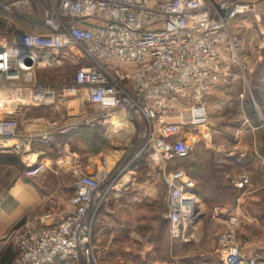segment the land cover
<instances>
[{"label": "built area", "instance_id": "1", "mask_svg": "<svg viewBox=\"0 0 264 264\" xmlns=\"http://www.w3.org/2000/svg\"><path fill=\"white\" fill-rule=\"evenodd\" d=\"M32 1L8 0L7 14L31 13ZM45 6L43 31L25 33L0 27V155L13 154L26 165L25 176H41L47 166L44 148L82 126L102 127L123 116L137 128L140 147L133 161L96 176L79 174L74 193L55 224L53 213L27 221L14 233L17 257L12 264H99L94 231L107 197L134 164L151 150L162 160L187 159L188 134L207 122L205 100L219 84L240 80L244 69L225 62L236 49L229 29L252 10L250 0H40ZM72 62L68 85L54 88L36 82L39 72ZM14 91L16 106H9ZM59 116L40 132L23 128L17 113L42 108ZM180 107L189 118L169 121ZM185 172L166 179L169 224L174 241H189L204 215L194 182ZM247 176L232 180L244 190ZM218 235L221 264H262L239 246L240 219L228 218Z\"/></svg>", "mask_w": 264, "mask_h": 264}, {"label": "crops", "instance_id": "2", "mask_svg": "<svg viewBox=\"0 0 264 264\" xmlns=\"http://www.w3.org/2000/svg\"><path fill=\"white\" fill-rule=\"evenodd\" d=\"M250 1L252 10L239 16L229 29L237 65L231 63V54H224L232 69L243 68L244 73L240 80L210 91L204 102L207 122L191 131L197 137L190 143L198 150L194 157L199 160L210 154L218 171L225 174L195 176L189 167L181 170L194 182V194L204 209L217 212L213 220L222 227L220 231L226 228L229 216L240 219L241 250L264 264V0ZM61 109L57 106L52 114L42 109L45 113L35 116L33 113H40L38 108H24L17 116L25 130L40 132L56 123ZM177 112L169 121L180 123L189 118L186 108ZM82 127L62 135L56 147L43 149L41 160L47 169L41 176H25L27 168L19 157L0 155V264H12L17 257L13 236L24 223L36 222L42 212L53 213L55 224L60 220L68 205L66 193H74L76 175L96 176L104 164L108 171H115L135 147L137 128L124 120L112 126ZM92 139L104 141L110 148L92 153ZM244 175L250 184L243 191L232 180ZM125 179L113 188L96 222L94 244L99 264H179L178 250L184 241H174L168 222L162 219L169 193L161 213L156 210L157 182ZM193 262L212 264L203 255Z\"/></svg>", "mask_w": 264, "mask_h": 264}, {"label": "rangeland", "instance_id": "3", "mask_svg": "<svg viewBox=\"0 0 264 264\" xmlns=\"http://www.w3.org/2000/svg\"><path fill=\"white\" fill-rule=\"evenodd\" d=\"M8 0H2L0 2V5H3ZM34 2L32 1V7L34 5ZM34 11V7H33ZM15 13V12H14ZM37 20L43 19L45 17L44 12H37L34 16ZM26 32L28 30H25ZM76 73V68L72 65V62H65V64L60 68H54V69H47L39 72V74L36 77V82H40L42 84L49 85L51 87H62L64 85L70 84V82L73 80ZM8 104L9 106H16V104L19 102L16 100L15 92L14 91H8ZM39 109V108H38ZM39 112L33 113L35 116H40L41 114H44L45 111L42 109H39ZM119 120H124L123 116H120L118 119H114V121L110 124V126L113 125V123L118 122ZM125 121V120H124ZM188 134V143H192L196 140L197 137H195L191 132ZM135 147L131 149L126 155L124 156V161L122 162V165L125 166L126 164L130 163L134 160L136 155L139 152V147L141 144H139V141L137 139V136L134 140ZM98 146L103 145L108 146L109 145L104 144V141L98 140ZM93 146V145H92ZM95 151V146L92 147V153ZM198 153L197 148H193L191 155L187 159H181V160H172V161H164L162 160L158 155H155L154 152L151 150L150 152L144 153L140 156H138L135 159L134 164L129 168V170L125 171L124 176L121 180H123L125 177L127 179L125 180H135V179H142L146 184H149L150 181L157 182V190L159 194V199L156 201V210H159L161 213H163L166 209L165 205V198L167 193H169L168 190V184L166 179L169 177V174L175 171H181L183 168L190 169V173L192 172L193 175H208L212 176L213 174H225L224 170L221 171L217 169V164L214 163L213 158L210 156V154H204V156H200V159L194 157ZM192 169V170H191ZM250 184V182H249ZM69 187H71L73 184H67ZM66 191V190H65ZM64 191V192H65ZM244 191V190H243ZM72 192L69 191L66 193V198L70 199ZM69 201V200H67ZM62 207V206H61ZM47 213V212H46ZM217 212L215 210H205L204 209V215L201 218V221L199 222V226L195 229H190L188 231L187 238L192 242L188 243L187 241L183 242V245H180L179 247V264H193V261L199 260V258L202 257L204 259L209 258V262L212 264H218L219 258H220V251H219V244H218V233L222 229V227L217 224L216 220H213L214 215ZM45 214L42 212V215ZM41 215V216H42ZM219 253V255H218ZM205 256V257H204Z\"/></svg>", "mask_w": 264, "mask_h": 264}, {"label": "trees", "instance_id": "4", "mask_svg": "<svg viewBox=\"0 0 264 264\" xmlns=\"http://www.w3.org/2000/svg\"><path fill=\"white\" fill-rule=\"evenodd\" d=\"M2 0H0L1 2ZM34 11H32L31 13H26V12H22V13H12V14H7L5 13L3 10L0 9V27L1 28H9V31H19V32H25V33H38V32H42L43 31V20L42 19H36L34 16L36 15L37 12H44L45 13V9L46 6L45 4L40 1L37 0L36 2H34ZM25 30H28L27 32ZM82 128H85V126H83ZM98 140V139H97ZM92 139L91 141V145H93V147L95 146V151H97L99 148H101V145L98 146V141ZM105 145L102 146V148ZM101 148V149H102Z\"/></svg>", "mask_w": 264, "mask_h": 264}, {"label": "bare ground", "instance_id": "5", "mask_svg": "<svg viewBox=\"0 0 264 264\" xmlns=\"http://www.w3.org/2000/svg\"><path fill=\"white\" fill-rule=\"evenodd\" d=\"M116 123V122H115ZM123 130V129H122Z\"/></svg>", "mask_w": 264, "mask_h": 264}]
</instances>
